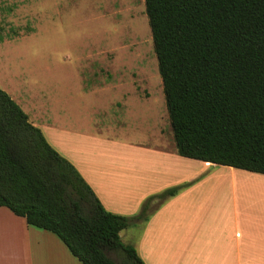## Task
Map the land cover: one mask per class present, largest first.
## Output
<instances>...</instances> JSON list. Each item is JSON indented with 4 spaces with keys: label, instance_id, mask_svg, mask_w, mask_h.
I'll list each match as a JSON object with an SVG mask.
<instances>
[{
    "label": "trees",
    "instance_id": "trees-1",
    "mask_svg": "<svg viewBox=\"0 0 264 264\" xmlns=\"http://www.w3.org/2000/svg\"><path fill=\"white\" fill-rule=\"evenodd\" d=\"M145 5L178 153L264 174V0ZM189 184L150 195L133 216L109 211L0 88V206L54 232L84 264H146L121 231Z\"/></svg>",
    "mask_w": 264,
    "mask_h": 264
},
{
    "label": "rangeland",
    "instance_id": "rangeland-1",
    "mask_svg": "<svg viewBox=\"0 0 264 264\" xmlns=\"http://www.w3.org/2000/svg\"><path fill=\"white\" fill-rule=\"evenodd\" d=\"M0 88L47 138L175 142L145 0H0Z\"/></svg>",
    "mask_w": 264,
    "mask_h": 264
},
{
    "label": "crops",
    "instance_id": "crops-1",
    "mask_svg": "<svg viewBox=\"0 0 264 264\" xmlns=\"http://www.w3.org/2000/svg\"><path fill=\"white\" fill-rule=\"evenodd\" d=\"M158 126L155 142L66 128L48 140L114 213L133 216L150 195L190 183L121 231L146 264H264V174L182 156L175 142L164 146ZM0 264L84 263L54 232L0 206Z\"/></svg>",
    "mask_w": 264,
    "mask_h": 264
}]
</instances>
